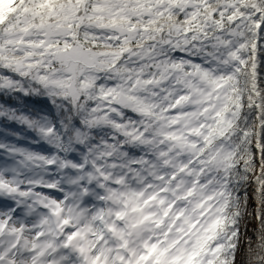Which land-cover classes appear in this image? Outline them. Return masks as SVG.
<instances>
[{
    "label": "snow or ice",
    "instance_id": "obj_1",
    "mask_svg": "<svg viewBox=\"0 0 264 264\" xmlns=\"http://www.w3.org/2000/svg\"><path fill=\"white\" fill-rule=\"evenodd\" d=\"M0 121V264H264V0H0Z\"/></svg>",
    "mask_w": 264,
    "mask_h": 264
},
{
    "label": "trees",
    "instance_id": "obj_2",
    "mask_svg": "<svg viewBox=\"0 0 264 264\" xmlns=\"http://www.w3.org/2000/svg\"><path fill=\"white\" fill-rule=\"evenodd\" d=\"M23 104L27 105V108L32 111H38L40 109H45L47 110V105L44 102L42 98L39 97H27L23 98L22 101ZM8 127L14 131H17L21 134L22 137H27V139H22L20 143L23 146H30L32 147L35 151H40V152H47L48 145L46 144H29V141L35 138V133L29 132L27 129L22 128L19 125L15 124H6L4 121H0V128ZM49 190V189H46ZM254 204V202H253ZM251 211V209H250ZM247 225V231H245L244 225ZM256 224V221L254 219L248 218L245 221H242L241 223V236H240V252L237 253V262L238 264H242V261L244 259L243 257V252H244V241L246 236H252V228Z\"/></svg>",
    "mask_w": 264,
    "mask_h": 264
},
{
    "label": "rangeland",
    "instance_id": "obj_3",
    "mask_svg": "<svg viewBox=\"0 0 264 264\" xmlns=\"http://www.w3.org/2000/svg\"><path fill=\"white\" fill-rule=\"evenodd\" d=\"M45 191H48V192L55 193V190H51V189H49V190H45ZM2 204H3V202H2V201H0V206H2Z\"/></svg>",
    "mask_w": 264,
    "mask_h": 264
}]
</instances>
